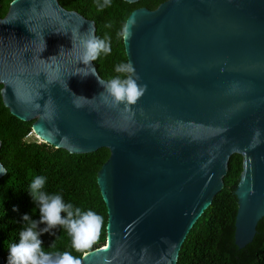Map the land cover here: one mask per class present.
I'll list each match as a JSON object with an SVG mask.
<instances>
[{"label": "water", "instance_id": "water-1", "mask_svg": "<svg viewBox=\"0 0 264 264\" xmlns=\"http://www.w3.org/2000/svg\"><path fill=\"white\" fill-rule=\"evenodd\" d=\"M131 17L124 51L146 91L114 106L87 55L94 22L59 0H14L0 17L2 103L56 149L110 151L97 177L107 240L81 264H178L234 155L243 250L264 221V0H167Z\"/></svg>", "mask_w": 264, "mask_h": 264}, {"label": "trees", "instance_id": "trees-1", "mask_svg": "<svg viewBox=\"0 0 264 264\" xmlns=\"http://www.w3.org/2000/svg\"><path fill=\"white\" fill-rule=\"evenodd\" d=\"M13 1H0L1 18L6 16ZM165 1L142 0L131 4L112 0L111 6L103 11L97 9L95 0H59V3L93 21L95 39H111V53L100 52L92 59L99 76L109 82L122 75L115 71L116 65L128 63L123 39L118 33L129 14L142 7L155 10ZM108 24L112 27H107ZM32 124L13 116L0 95V163L7 170L0 180V257L8 264L9 246L19 242V233L28 224L23 220L24 215L33 220L40 219L39 207L29 186L35 177L41 176L45 178L43 190L49 195H60L65 204H72L73 210L93 211L102 217L99 237L91 248L77 251L72 237L63 227L53 229L55 235L45 233L41 236L45 252L53 255L69 252L82 261L85 252L103 247L107 240L108 213L97 177L109 159L110 151L103 148L95 153L77 155L47 143L29 142L26 138L33 133ZM242 171L243 157L234 155L224 179V189L188 235L178 264H264V221L257 228V236L250 246L240 250L235 245L238 212L235 191Z\"/></svg>", "mask_w": 264, "mask_h": 264}, {"label": "clouds", "instance_id": "clouds-1", "mask_svg": "<svg viewBox=\"0 0 264 264\" xmlns=\"http://www.w3.org/2000/svg\"><path fill=\"white\" fill-rule=\"evenodd\" d=\"M98 10L103 11L110 7L112 0H95ZM136 25L134 17L129 18L118 33V36L125 42L132 38V28ZM112 27L111 24L106 25ZM87 55L95 59L100 52L104 54L111 53V39H90L86 42ZM94 71V70H93ZM115 71L121 76L112 78L107 84H99L104 91L99 94L103 96L106 91L113 98V105L120 103L134 105L144 95L146 85L138 83L139 75L135 74V67L131 63H121L116 65ZM76 96L75 93H72ZM80 99H87L83 96H77ZM92 99H95L93 97ZM77 107L82 105L77 104ZM3 166L0 165V169ZM6 170H0L4 174ZM30 194L34 202L39 207L40 219L33 220L29 215H24L23 220L28 222L19 233V242L12 243L9 246L8 264H81V261L73 257L69 252L57 253L55 255L45 252L41 236L45 233L55 235L52 231L57 227H63L72 237L73 247L81 251L96 242L100 234L102 217L93 211L82 213L79 208L73 210L72 204H65L60 195H49L43 189L45 187V178L35 177L30 184ZM66 214V215H64ZM40 225L45 227L40 228ZM39 229V230H37ZM87 255L88 253H84Z\"/></svg>", "mask_w": 264, "mask_h": 264}, {"label": "rangeland", "instance_id": "rangeland-1", "mask_svg": "<svg viewBox=\"0 0 264 264\" xmlns=\"http://www.w3.org/2000/svg\"><path fill=\"white\" fill-rule=\"evenodd\" d=\"M26 140L29 141V142H32V143L33 142L39 143V144L42 143V141L39 140L38 137L35 134H33V133H31L30 135H28V137L26 138Z\"/></svg>", "mask_w": 264, "mask_h": 264}, {"label": "bare ground", "instance_id": "bare-ground-1", "mask_svg": "<svg viewBox=\"0 0 264 264\" xmlns=\"http://www.w3.org/2000/svg\"><path fill=\"white\" fill-rule=\"evenodd\" d=\"M38 137V136H37ZM39 139H41L40 137H38ZM42 140V139H41ZM42 142H44V141H42Z\"/></svg>", "mask_w": 264, "mask_h": 264}, {"label": "flooded vegetation", "instance_id": "flooded-vegetation-1", "mask_svg": "<svg viewBox=\"0 0 264 264\" xmlns=\"http://www.w3.org/2000/svg\"><path fill=\"white\" fill-rule=\"evenodd\" d=\"M67 10V9H66ZM8 11H9V9H8ZM69 11V10H68ZM8 13V12H7ZM7 15V14H6ZM2 18H4V17H2Z\"/></svg>", "mask_w": 264, "mask_h": 264}]
</instances>
